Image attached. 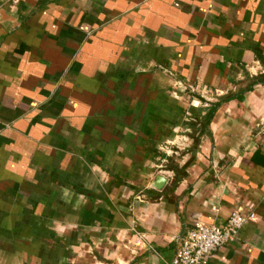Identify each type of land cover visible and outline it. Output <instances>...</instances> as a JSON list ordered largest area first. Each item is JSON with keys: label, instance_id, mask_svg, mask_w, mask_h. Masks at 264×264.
<instances>
[{"label": "crops", "instance_id": "obj_1", "mask_svg": "<svg viewBox=\"0 0 264 264\" xmlns=\"http://www.w3.org/2000/svg\"><path fill=\"white\" fill-rule=\"evenodd\" d=\"M254 47L264 0H0V264H165L234 209L205 264H264Z\"/></svg>", "mask_w": 264, "mask_h": 264}, {"label": "built area", "instance_id": "obj_2", "mask_svg": "<svg viewBox=\"0 0 264 264\" xmlns=\"http://www.w3.org/2000/svg\"><path fill=\"white\" fill-rule=\"evenodd\" d=\"M255 219L253 211L232 210L222 224L208 223L199 212L192 214L178 250L165 264H205L207 258L235 238L245 224Z\"/></svg>", "mask_w": 264, "mask_h": 264}, {"label": "trees", "instance_id": "obj_3", "mask_svg": "<svg viewBox=\"0 0 264 264\" xmlns=\"http://www.w3.org/2000/svg\"><path fill=\"white\" fill-rule=\"evenodd\" d=\"M253 51L257 57V59L259 61H261V63H263L264 65V56L261 52L260 49L254 47ZM248 83L246 84L245 87H242L238 90L237 93L235 94H228L224 97V101H228L230 99L236 98L238 100H242L243 98V94L247 91L252 90L256 85H264V72L261 74H258L256 76H251L247 78ZM222 102V100H218L217 102H215L211 108H209V110L206 112L205 116H204V121L208 124L210 119L212 118L214 112L216 111L217 107L220 105V103Z\"/></svg>", "mask_w": 264, "mask_h": 264}, {"label": "rangeland", "instance_id": "obj_4", "mask_svg": "<svg viewBox=\"0 0 264 264\" xmlns=\"http://www.w3.org/2000/svg\"><path fill=\"white\" fill-rule=\"evenodd\" d=\"M248 83V80H244L241 84H240V87L242 88V87H245L246 86V84ZM178 83H176V85H177ZM183 88V90H184V92L185 91H187L188 92V94L190 93H195L196 92V89L194 88V87H191V85H185V86H183L182 87ZM235 90H237V89H235ZM207 100H209V99H207ZM212 102V101H211ZM204 107H207V106H204ZM262 121H263V119H261ZM264 122V121H263ZM258 126L260 127L261 125H259L258 124ZM262 126H264V123H263V125ZM264 128V127H263ZM191 131H192V129H191Z\"/></svg>", "mask_w": 264, "mask_h": 264}, {"label": "water", "instance_id": "obj_5", "mask_svg": "<svg viewBox=\"0 0 264 264\" xmlns=\"http://www.w3.org/2000/svg\"><path fill=\"white\" fill-rule=\"evenodd\" d=\"M164 177L163 176H158L157 181H158V187H160V185L162 184V182L164 181Z\"/></svg>", "mask_w": 264, "mask_h": 264}]
</instances>
